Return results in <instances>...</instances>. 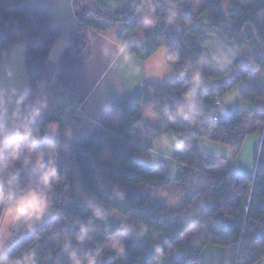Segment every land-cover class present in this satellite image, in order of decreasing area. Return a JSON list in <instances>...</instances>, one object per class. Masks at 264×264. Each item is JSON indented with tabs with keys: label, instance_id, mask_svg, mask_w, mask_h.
<instances>
[{
	"label": "trees",
	"instance_id": "obj_1",
	"mask_svg": "<svg viewBox=\"0 0 264 264\" xmlns=\"http://www.w3.org/2000/svg\"><path fill=\"white\" fill-rule=\"evenodd\" d=\"M151 1H155V7L149 14L142 6ZM180 1L92 0L95 9L86 10V0H72L77 23L57 61V73L48 85L54 107L44 114L45 121H55L62 129L76 120L79 101L64 91L61 81L94 33L122 24L124 30L117 41L131 42L135 57L140 61L151 57L162 45L178 52L179 60L169 67L173 73L171 80L161 85L146 84L139 96L124 97L113 104L121 112L118 128L100 125L60 152L57 167L62 180L56 188L53 215L35 231L25 232L8 249L13 258L34 250L37 264H69L62 241L54 234L56 231L51 222L59 215L64 228L57 231H70L71 221L89 215L85 200L94 195L108 211L120 217L122 212L132 209L133 218L148 228L146 235L139 240L125 238V256L117 257L108 251L102 254L100 264H154L153 248L157 244L165 249L163 264H203L201 253L206 246L226 249L229 264H257L264 259V91L260 88L239 91L240 100L250 105L248 111L235 110L230 116L220 117L216 110L225 95L246 81L254 68L264 73V0H257L249 6H236L230 1L226 14L219 5L220 0H206L197 14L179 16L175 13V22L167 23L168 16L174 13L173 7ZM140 12L152 16L156 26L144 39L136 42L127 34L137 29L133 18ZM59 34L51 24L47 10L29 9L27 0H0V58L13 43H24L27 89L33 93L46 69L50 48ZM254 40L260 50L251 65L244 64L240 52ZM218 48L231 52L232 63L223 69L211 61ZM188 63L198 66L204 74V111L211 112L216 123L209 121L200 128L188 129L182 126L165 128L162 120L159 125L144 122L140 116L144 109L153 106L159 111L162 106L175 105L181 100L188 85L187 77L181 78L178 73ZM259 123L263 126L262 140L254 157L256 167L252 179L230 171L222 175L206 172L215 166V162L198 150L200 140L230 147L231 158H234L249 133L248 129ZM168 133H188L191 136L189 150L172 153L171 159L182 167L173 180L160 176L134 159L146 156L154 141ZM104 146L111 161L102 160ZM223 161L230 164L228 159ZM171 187L177 188L182 201L181 207L174 210H168L154 200L160 190ZM114 191H122L123 199L116 198ZM194 225L199 229L182 243V235ZM119 227L120 221H109L91 241L90 249L101 251ZM157 235H164L163 240L154 239Z\"/></svg>",
	"mask_w": 264,
	"mask_h": 264
},
{
	"label": "clouds",
	"instance_id": "obj_2",
	"mask_svg": "<svg viewBox=\"0 0 264 264\" xmlns=\"http://www.w3.org/2000/svg\"><path fill=\"white\" fill-rule=\"evenodd\" d=\"M149 14L155 5H143ZM175 22V13L168 16L167 23ZM163 60L156 72L145 71L149 75L162 76L170 66L179 60L178 52L162 45ZM114 62L134 65V45L128 40L113 44ZM211 61L223 69L232 63L231 52L216 49ZM138 73L139 67L134 66ZM178 75L187 77L188 89L175 105H164L159 111L149 108L144 118L150 121L162 120L165 128L170 126L200 128L215 117L205 112L203 95L205 77L198 66L186 64ZM11 73L0 76V264H37L34 250L25 251L13 258L8 250L13 226H21L23 231L32 232L46 218L53 215L56 206V188L62 175L57 167V158L65 149V140L70 139L68 130L61 129L55 121H45L48 99L43 94H34L30 89L16 86L10 80ZM208 131H211L209 127ZM191 147L188 133L159 138L152 154L162 155L170 151H187ZM118 199H123L122 191H114ZM89 215L71 221L68 232L56 231L54 234L62 241L69 264H100L101 253L85 245L109 224L110 213L97 197L85 200ZM148 231L147 225L133 218V210L121 213L117 233L107 241V249L117 257L125 256V238L139 240ZM75 242V244H74ZM154 264H163L165 249L161 244L153 248Z\"/></svg>",
	"mask_w": 264,
	"mask_h": 264
},
{
	"label": "crops",
	"instance_id": "obj_3",
	"mask_svg": "<svg viewBox=\"0 0 264 264\" xmlns=\"http://www.w3.org/2000/svg\"><path fill=\"white\" fill-rule=\"evenodd\" d=\"M86 1L88 4L90 0ZM27 5L29 9L41 8L47 10L51 17V24L58 29L60 33L50 48L46 69L39 79L34 93L37 95L43 94L47 97L49 105L47 111H49L54 107V99L48 89V85L57 73V61L66 48L67 38L74 31L77 19L74 14L72 0H27ZM152 24V27L156 26V21L154 19ZM123 30L124 26L122 24H116L110 26V28L105 32L94 33L81 55L65 71L62 77L61 86L64 91L79 101L76 108V120L68 126L62 128V130L66 128L70 134V139L65 140L66 147L64 151L68 149L72 143L86 137L100 125L118 128L121 125V112L113 107V104L116 101L124 97L134 98L139 96L146 84L161 85L168 82L173 77V73L170 68L165 70L164 74L159 77L149 75L148 72L145 71V66H147L151 72L160 70L157 65L164 58L162 48L145 61H140L135 57L134 65L114 62L113 44L117 42V39L122 34ZM151 32H149V34ZM147 35L148 34L138 35L136 29L134 32L127 34V37L137 42L144 39ZM14 44H18V46L14 49V51H12V53L15 52L16 57L20 55V61H18V64H21L22 62V65L24 66L23 54L25 45L23 42H16L9 46L0 58V61L3 58H6V70L12 71L14 69L12 62L10 61L12 54H10V52ZM134 66L139 67L140 71L138 73L134 71ZM147 109H144L140 114L141 119L144 122H146V120H144L143 114ZM237 109L248 111L250 109V105H245V107L241 105ZM217 115L220 116L219 114ZM146 123L159 125L161 120L152 122L148 121ZM253 134L255 135V133ZM250 136L251 132L246 135L241 148L247 140H249ZM159 138L154 141L152 148ZM261 140L262 131L260 135L251 141V145H253V157L251 156V162L247 164V166H237L235 159L234 163L229 165L225 163L227 166L225 171H230L252 179L254 177L256 167L254 157L259 152ZM103 152L104 147L102 149V153ZM170 153L172 152L170 151L168 155L165 152L162 155L155 156L159 159H163L165 157L170 158ZM143 162L149 165L146 161ZM176 167L178 168V171L182 169L179 165H176ZM206 172L213 175H222L224 173L214 174L209 170ZM201 257L203 264H229V254L224 248L206 246L202 250ZM257 264H264V259L259 261Z\"/></svg>",
	"mask_w": 264,
	"mask_h": 264
},
{
	"label": "rangeland",
	"instance_id": "obj_4",
	"mask_svg": "<svg viewBox=\"0 0 264 264\" xmlns=\"http://www.w3.org/2000/svg\"><path fill=\"white\" fill-rule=\"evenodd\" d=\"M230 1L235 3L236 6H249V5L254 4L257 0H220L219 5L220 7H222V10L224 11L225 14L228 10ZM154 2L155 1H151V3L153 4ZM205 2L206 0H182L178 2L177 4H175V6L173 7V12L179 16L195 15L203 7ZM85 9L86 10L95 9L92 3V0L88 2ZM133 21L137 25L138 35L139 34H149V32H151L154 28L152 27L153 17L143 12L138 13L133 18ZM17 46L18 44L13 45V48H11L12 50L10 54L12 53V51H14V49H16ZM258 50H260V48H259V44L257 40H254V42L246 44L240 52V60L244 64L251 65L253 58L258 54ZM17 55H18V51H17ZM18 57H16L15 52L11 54L10 61L12 62V65L14 66V69L12 71L6 70V67H7L5 65V63H7L6 58H3L0 61V76H3L8 71V73H11L10 80L12 83H14L18 87L27 88L25 69H24V66L22 65V62L21 64L20 63L18 64V61H20V55ZM251 88H260L264 91V73H261L259 69L254 68L251 72V75L246 81L237 85L235 88H233L231 91H229L225 95L222 101L216 106L217 114H219L221 117L230 116L234 113L235 110H239L237 108L240 107L241 105H243L244 107L245 105H249V103L242 102L240 100L239 91L242 89H251ZM150 108L153 109V107H150ZM143 118H144V114H143ZM144 120H146V122L148 121L152 122L145 118ZM262 129H263V126L260 123L256 126L253 125L250 127V129H248L249 133L251 132V136L249 137V140H247V142L243 145V147L241 148V151L237 153L238 155H236L237 157L235 156L236 158L235 157L231 158V155L233 154V152L230 149V147L223 145V144L212 143L204 139L200 140L198 143L199 144L198 150L208 155V157H210V159H212L215 162V166L209 169V171L213 172L214 174L223 173L227 168V166L225 165V161H223L224 158L228 159L230 164L234 163L236 159L235 162L237 166H241V167L247 166V164L251 162V156L253 152L252 150L253 145H251V141L258 135H260ZM253 133H255V135ZM172 135H176V134L168 133L163 136H172ZM171 152L173 153V151ZM172 153H170L171 156H172ZM166 154L168 155L169 152H166ZM67 157L68 158L70 157L69 154L67 155ZM101 157L103 161H111L108 149L105 146H104V152L101 153ZM134 159L136 162L148 166L160 176H164L168 179L173 180L176 177V175L181 172V170L178 171V168L176 167V165L178 164L175 163L171 159V157L170 158L165 157L163 159H159L154 154H152V151H150L146 156H141V157L136 156L134 157ZM143 161H146L147 163H149V165L145 164ZM79 195L82 197V199L84 198V195L81 191L79 192ZM154 200L156 202L163 204L165 207L168 208V210H174V209L180 208L182 205L181 194L177 190L176 187H171V188H168L167 190H160L155 195ZM196 203L197 201L195 202V204ZM109 213H110L111 222L120 221L121 217L118 214L112 211H109ZM217 221L223 224L219 219H217ZM51 225L54 231L61 230L64 228V222L59 215H57L52 220ZM225 225H227V223H225ZM198 229H199V226L194 225L192 228H190L186 233L182 235L180 241L184 243L187 240V238L193 233H195ZM25 232L26 231H23L21 226H13V234H12V238L10 239L8 243V249L11 248L15 243H17L24 236ZM163 238H164V235H157V237L154 236V239L160 240V241L163 240ZM107 241L105 245L103 246L102 250L100 251L101 256L103 253L109 251L106 246ZM85 246L90 248L91 241L88 242ZM101 256H100V259H101Z\"/></svg>",
	"mask_w": 264,
	"mask_h": 264
},
{
	"label": "built area",
	"instance_id": "obj_5",
	"mask_svg": "<svg viewBox=\"0 0 264 264\" xmlns=\"http://www.w3.org/2000/svg\"><path fill=\"white\" fill-rule=\"evenodd\" d=\"M216 121H217V119H216V117H215V119L213 120V122L216 123Z\"/></svg>",
	"mask_w": 264,
	"mask_h": 264
}]
</instances>
